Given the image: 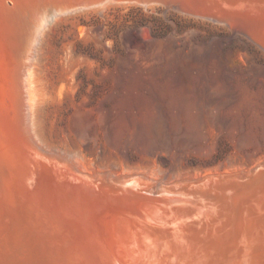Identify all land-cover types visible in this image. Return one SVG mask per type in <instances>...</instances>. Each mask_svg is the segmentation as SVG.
I'll list each match as a JSON object with an SVG mask.
<instances>
[{"label":"rangeland","instance_id":"obj_1","mask_svg":"<svg viewBox=\"0 0 264 264\" xmlns=\"http://www.w3.org/2000/svg\"><path fill=\"white\" fill-rule=\"evenodd\" d=\"M189 1L0 0L2 109H23L28 77L36 138L89 171H249L264 162V49L240 17Z\"/></svg>","mask_w":264,"mask_h":264},{"label":"bare ground","instance_id":"obj_2","mask_svg":"<svg viewBox=\"0 0 264 264\" xmlns=\"http://www.w3.org/2000/svg\"><path fill=\"white\" fill-rule=\"evenodd\" d=\"M194 1L264 49V0ZM27 78L18 115L0 105V264H264V162L176 181L89 171L38 141Z\"/></svg>","mask_w":264,"mask_h":264},{"label":"trees","instance_id":"obj_3","mask_svg":"<svg viewBox=\"0 0 264 264\" xmlns=\"http://www.w3.org/2000/svg\"><path fill=\"white\" fill-rule=\"evenodd\" d=\"M145 149H150L149 147H150V144H149V140L147 139L146 140V142H145ZM147 151H151V150H147ZM150 153H152V152H150ZM129 155H130V157L132 158V159H140V156H139V154H137V153H135V152H133V151H131L130 153H129ZM153 155H155V153L153 154ZM225 159V156H221L220 157V159L218 160V161H222V160H224Z\"/></svg>","mask_w":264,"mask_h":264}]
</instances>
